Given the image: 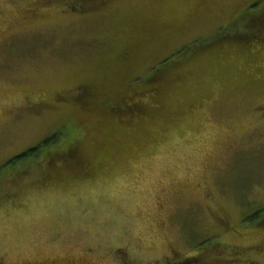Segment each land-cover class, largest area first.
Listing matches in <instances>:
<instances>
[{"label":"rangeland","instance_id":"rangeland-1","mask_svg":"<svg viewBox=\"0 0 264 264\" xmlns=\"http://www.w3.org/2000/svg\"><path fill=\"white\" fill-rule=\"evenodd\" d=\"M79 1L0 0V168L68 126L82 140L81 166L7 172L0 260L194 264L208 242L264 264L247 222L264 209V24L242 21L258 0Z\"/></svg>","mask_w":264,"mask_h":264},{"label":"trees","instance_id":"trees-1","mask_svg":"<svg viewBox=\"0 0 264 264\" xmlns=\"http://www.w3.org/2000/svg\"><path fill=\"white\" fill-rule=\"evenodd\" d=\"M85 0H80L79 2H84ZM92 2V4L96 5V3L98 4L97 7H102L107 5V3H109L111 0H90ZM96 2V3H95ZM264 2V0H258L257 4L255 7H257V11H255V15L253 18L250 17H243L242 21L244 20L245 22L247 21H251L253 23L259 24V23H263L264 24V6L260 7V3ZM250 18V19H248ZM231 26V25H230ZM227 29L229 28L228 26L226 27ZM263 30H264V26H262ZM264 33V31H263ZM236 37V36H234ZM233 37V38H234ZM241 38H244V36H240ZM254 39L252 40L253 42H262L264 40V34H261L260 30L258 31V34L255 33ZM239 38V37H237ZM225 39H230V36L227 38H223L222 40H217V42L215 43H209L208 41H202L203 43H200L194 51H192L191 53H187L189 55H182L180 58H176L174 60H169L168 63H166L164 69H154L152 70V72H150L145 78H144V83L145 86H152L154 82V86L152 87V89L150 90L152 93H158L159 88L157 87L158 84L160 83L159 81H162L163 77L162 75H164V71L168 70L172 67H175L177 65H179L185 58H187L188 56L195 54V53H200L205 51L206 49H209V47H213L218 43H221L222 41H225ZM166 72V71H165ZM158 81V82H157ZM143 86V85H142ZM139 88V87H138ZM137 94V92H136ZM139 94V93H138ZM145 94V92H144ZM135 95V94H134ZM143 97L140 95L138 102L136 101V103H132L131 105H138L141 106V103H143ZM137 100V99H136ZM140 101V102H139ZM119 103L117 102V100L113 101L109 98L105 99L102 103L103 105V109L107 108L110 112L114 111H119L121 108L118 105ZM130 104V103H129ZM131 106L130 109H134V107ZM140 114L137 112H129V114H127L126 117H139ZM79 131H77L76 129H74L73 127H66L58 132H56L55 134H53L52 136H50V138L44 140L39 146L15 157L13 160L7 162L2 168H0V188L3 185V183H6V177L9 175V173L7 172H14L16 168L18 167H27L29 168V170L31 169V167L34 164H42V161H46L47 164H49L52 168L50 173H53V177L57 176L58 173H60L61 169H56L54 168V166L58 163L55 162L56 160H61L63 161L64 165H68V166H72V167H78L81 166V164H79L78 158H79V153H78V147L81 143V138H79ZM32 162V163H31ZM35 162V163H34ZM34 163V164H33ZM25 171L24 169L21 171L23 172ZM25 173H27L25 171ZM50 173L49 176L50 177ZM3 175V176H2ZM52 177V178H53ZM254 216V217H253ZM250 218L248 217L247 222L252 219L253 221H257V223L260 224V227H264V209L260 210L259 213H257L256 215H253ZM262 221V222H261ZM253 223V222H252ZM215 243L209 244L208 242L203 245L200 246L205 250V254H198L197 256H199V260L196 261L194 264H208L207 262L210 260H212V264H215L216 262L218 264H223L225 262L229 263V264H253L254 261L256 259H254L251 254H248V252H241V251H234L232 250L231 254H227L225 252L220 253L221 250V246L214 245ZM248 251V250H247ZM211 256H214V259H210ZM230 257V259H229ZM197 258V259H198Z\"/></svg>","mask_w":264,"mask_h":264},{"label":"snow or ice","instance_id":"snow-or-ice-1","mask_svg":"<svg viewBox=\"0 0 264 264\" xmlns=\"http://www.w3.org/2000/svg\"><path fill=\"white\" fill-rule=\"evenodd\" d=\"M168 2H177V0H168ZM201 43H203V42H201ZM195 48H196V45H194L193 48L188 49V52H192V51H194ZM186 54H187V53H185V55H186ZM173 59H176V57H173Z\"/></svg>","mask_w":264,"mask_h":264},{"label":"flooded vegetation","instance_id":"flooded-vegetation-1","mask_svg":"<svg viewBox=\"0 0 264 264\" xmlns=\"http://www.w3.org/2000/svg\"><path fill=\"white\" fill-rule=\"evenodd\" d=\"M0 264H9V263L3 262V261L0 260ZM67 264H70V263H67Z\"/></svg>","mask_w":264,"mask_h":264}]
</instances>
